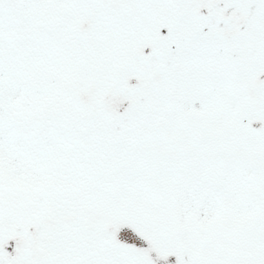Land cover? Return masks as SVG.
<instances>
[{
	"label": "snow or ice",
	"instance_id": "obj_1",
	"mask_svg": "<svg viewBox=\"0 0 264 264\" xmlns=\"http://www.w3.org/2000/svg\"><path fill=\"white\" fill-rule=\"evenodd\" d=\"M0 264H264V0H0Z\"/></svg>",
	"mask_w": 264,
	"mask_h": 264
}]
</instances>
